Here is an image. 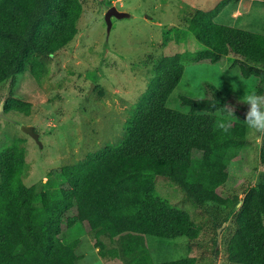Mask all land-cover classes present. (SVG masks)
Listing matches in <instances>:
<instances>
[{
	"label": "trees",
	"instance_id": "16d2710c",
	"mask_svg": "<svg viewBox=\"0 0 264 264\" xmlns=\"http://www.w3.org/2000/svg\"><path fill=\"white\" fill-rule=\"evenodd\" d=\"M81 12V0H0V85L25 69L41 84L47 59L75 38ZM190 30L205 47L193 53L199 60L233 56L231 65L242 77L264 85V34L214 22L203 10L192 16ZM186 62L171 47L156 58L122 141L52 169L45 182L24 183L26 149L19 140L0 152V264H80L78 239L63 232L76 221L96 232L98 245L101 235L124 232L195 242L201 225L158 193L157 176L178 185L195 207L228 203L233 231L223 237L224 261L264 264V179L243 198L236 194L228 201L218 193L248 140L246 111L234 107L230 114L229 97L216 88L207 98L182 96L186 112L169 107ZM221 122L231 123L228 132L218 127ZM124 255L129 264H196L189 256L154 263L137 242H128Z\"/></svg>",
	"mask_w": 264,
	"mask_h": 264
},
{
	"label": "rangeland",
	"instance_id": "374dc122",
	"mask_svg": "<svg viewBox=\"0 0 264 264\" xmlns=\"http://www.w3.org/2000/svg\"><path fill=\"white\" fill-rule=\"evenodd\" d=\"M81 1L78 32L47 59L49 72L41 84L25 69L0 85V105L7 106V118L0 119V152L15 139L21 142L26 149L23 181L29 187L45 182L52 169L79 163L105 145H118L134 105L148 88L155 59L170 47L187 60L168 99L171 108L186 112L182 96L207 98L216 88L229 97L231 106L246 111L247 105L239 103L242 97L264 90L258 78L237 72L231 65L233 56L217 63L199 60L193 53L205 47L190 30L192 16L203 10L214 22L264 34V0ZM112 6L128 15L113 16L109 27L105 15ZM23 125L35 128L40 144L22 130ZM263 143L249 130L240 156L228 167L226 183L218 189L224 199L236 194L243 198L245 190L264 179ZM155 185L162 197L190 212L201 225L197 240L124 232L115 237L105 233L98 245L96 232L76 221L63 232L70 240L78 239L80 264H129L130 257L124 255L128 242L144 245L154 263L189 256L196 264H231L224 261L223 252V237L233 231L228 203L199 208L170 179L157 176Z\"/></svg>",
	"mask_w": 264,
	"mask_h": 264
},
{
	"label": "clouds",
	"instance_id": "9594fccd",
	"mask_svg": "<svg viewBox=\"0 0 264 264\" xmlns=\"http://www.w3.org/2000/svg\"><path fill=\"white\" fill-rule=\"evenodd\" d=\"M239 103L247 105L244 114V122L247 128L256 136L257 142L264 140V94L254 90L245 94ZM230 114L234 115V107H226ZM218 127L224 132L231 128L230 122H221Z\"/></svg>",
	"mask_w": 264,
	"mask_h": 264
},
{
	"label": "water",
	"instance_id": "95a60500",
	"mask_svg": "<svg viewBox=\"0 0 264 264\" xmlns=\"http://www.w3.org/2000/svg\"><path fill=\"white\" fill-rule=\"evenodd\" d=\"M127 15H128L127 13L120 12L116 7L112 6L107 10L105 19H106L108 26L110 27L112 25L113 16L121 18ZM1 118H7V115L5 113V108H4V102H2L0 105V119ZM22 130L26 132L27 134H29L31 137H33L39 144L41 143L39 139L40 134L35 130L33 126L23 125Z\"/></svg>",
	"mask_w": 264,
	"mask_h": 264
}]
</instances>
